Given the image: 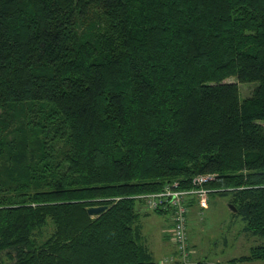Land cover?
<instances>
[{"label":"trees","instance_id":"16d2710c","mask_svg":"<svg viewBox=\"0 0 264 264\" xmlns=\"http://www.w3.org/2000/svg\"><path fill=\"white\" fill-rule=\"evenodd\" d=\"M200 174L264 260V0H0V264H158L134 196Z\"/></svg>","mask_w":264,"mask_h":264},{"label":"rangeland","instance_id":"374dc122","mask_svg":"<svg viewBox=\"0 0 264 264\" xmlns=\"http://www.w3.org/2000/svg\"><path fill=\"white\" fill-rule=\"evenodd\" d=\"M226 81H233L238 84L240 98H245L252 92L256 85L255 83L245 82L239 83L235 77H229ZM229 196H219L215 193L208 195V207L198 210L197 213H192L196 205L190 211V216L185 217L186 234L189 235V245L187 247V258L193 264L198 260H206L214 264H264V260L255 261H229L232 257H240L249 252L250 247L257 244L259 237L253 236L250 233L243 232L241 229L244 223L239 215L233 213L229 207ZM141 201H138V203ZM140 205V204H139ZM138 205V207H139ZM137 207L139 213H143L140 207ZM197 207V206H196ZM148 213L156 214V217L165 222L166 228L164 231L163 240L165 255L163 252L162 258L158 259V264H174L179 263L180 256L176 250L174 242L171 239L172 221L170 213L164 210L146 211ZM141 222L142 232L146 235L144 230L147 227L148 234L150 235L151 244H155L157 240V247H159V239H157L155 227L147 226V220L139 217ZM188 222V224H187ZM230 227V228H229ZM188 232V233H187ZM141 233V231H140ZM142 236V235H141ZM159 237V236H158ZM142 243L145 244L141 237ZM194 252L191 253L190 250ZM161 257V256H160ZM155 259V258H154ZM2 264H8L5 258H1ZM191 264V263H190Z\"/></svg>","mask_w":264,"mask_h":264},{"label":"built area","instance_id":"2783aa9c","mask_svg":"<svg viewBox=\"0 0 264 264\" xmlns=\"http://www.w3.org/2000/svg\"><path fill=\"white\" fill-rule=\"evenodd\" d=\"M214 178L212 174H200L192 179V187L182 189L179 187L178 182L167 183L162 190L158 192L145 193L134 196L139 201L140 210L156 211L164 210L170 213L172 221L171 239L174 242L178 255L180 256L178 262L183 264H193L187 258V247L189 241L186 234L185 217L189 212L188 200L189 197L194 195L197 197L199 206L202 208L207 207L209 189L204 187ZM138 207V208H139ZM194 252L193 249L190 250Z\"/></svg>","mask_w":264,"mask_h":264},{"label":"crops","instance_id":"0c3cea01","mask_svg":"<svg viewBox=\"0 0 264 264\" xmlns=\"http://www.w3.org/2000/svg\"><path fill=\"white\" fill-rule=\"evenodd\" d=\"M194 206V205H193ZM208 207V206H207ZM200 211L199 207H196L194 208V211L191 212L190 214H194V213H197V211ZM189 214V216H190ZM140 216H142V218L146 219L147 220V225L148 227L151 226V227H155V229L157 230L156 231V235L157 236V239H159V247H157V240L155 242V244L153 245V243L151 244V238H150V235L148 234V231H147V227L144 229L146 231V235L142 232V226H141V222H139V225H140V231H141V235H142V238L144 241H147V243L145 242V245L148 247V249L150 250L153 258H155L154 260L158 261V259L162 258L163 255L161 254L163 252V254L165 255V249H164V243H165V240H163V238L165 237V235L163 236L162 238V235L164 234V231L166 228V225H165V222H162L160 221L157 217H156V214L155 212L154 213H148V212H143ZM188 224V222H187ZM230 228V227H229ZM242 230V229H241ZM188 233V232H187ZM187 237L189 238V235H187ZM161 256V257H160ZM236 258V257H234ZM233 257L229 260V261H233L232 260ZM235 262V261H233ZM213 263V262H212Z\"/></svg>","mask_w":264,"mask_h":264},{"label":"water","instance_id":"95a60500","mask_svg":"<svg viewBox=\"0 0 264 264\" xmlns=\"http://www.w3.org/2000/svg\"><path fill=\"white\" fill-rule=\"evenodd\" d=\"M229 207L231 208L232 211H235V207L232 204L229 203ZM105 209H106V205H93L86 207V212L89 215H96Z\"/></svg>","mask_w":264,"mask_h":264},{"label":"bare ground","instance_id":"6f19581e","mask_svg":"<svg viewBox=\"0 0 264 264\" xmlns=\"http://www.w3.org/2000/svg\"><path fill=\"white\" fill-rule=\"evenodd\" d=\"M181 188V187H180ZM183 188V187H182ZM216 192V191H215ZM191 200V199H190ZM186 226V225H185ZM144 243V242H143ZM251 250V249H250Z\"/></svg>","mask_w":264,"mask_h":264}]
</instances>
